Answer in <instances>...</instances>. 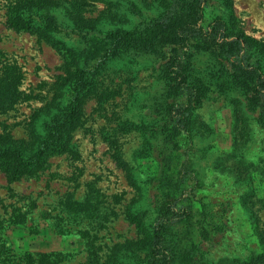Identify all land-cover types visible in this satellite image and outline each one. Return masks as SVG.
Instances as JSON below:
<instances>
[{"label": "rangeland", "instance_id": "374dc122", "mask_svg": "<svg viewBox=\"0 0 264 264\" xmlns=\"http://www.w3.org/2000/svg\"><path fill=\"white\" fill-rule=\"evenodd\" d=\"M20 1L0 0V80L10 81L15 91L10 110L0 112V135L31 151L29 119L43 109V131L51 117L46 107L54 96H61L75 51L86 38L70 15L98 19L101 33L130 28L155 15L161 0H35L44 2L36 25L41 32L7 24L8 13L23 7ZM220 8L221 1L214 0L209 15H221ZM222 9L248 35L264 42V0H230V7ZM109 67L111 80L103 78L104 83L118 93L100 104L92 92L85 94L66 152L48 156L34 175L14 182L0 170V264H42L36 262L43 259L40 255L49 256L51 264H102L116 248L129 245L120 257L133 264L134 244L146 238L124 214L145 213L146 222L152 216L147 177L153 171L134 127L156 78L148 62L123 60ZM198 115L212 129V135L194 138L192 158L204 185L199 193L223 211L226 225L205 243L208 252L198 264L261 253L264 241L257 231H264V130L252 119L241 122L223 98L204 103ZM122 163L130 169L134 185ZM73 204L99 212L87 216Z\"/></svg>", "mask_w": 264, "mask_h": 264}, {"label": "trees", "instance_id": "16d2710c", "mask_svg": "<svg viewBox=\"0 0 264 264\" xmlns=\"http://www.w3.org/2000/svg\"><path fill=\"white\" fill-rule=\"evenodd\" d=\"M219 1L221 15L210 16L214 0H161V9L155 15L130 28L101 33H97L98 19L70 15L86 38L75 51L73 68L67 71L60 88L61 96H54L46 107L51 110L46 128L39 131L43 109L35 110L29 119L33 149L0 135V170L7 180L34 175L48 156L68 150L72 132L80 122L85 94L92 92L100 104L118 93L103 79L111 80L112 63L148 62L155 73L156 88L142 104L140 122L134 128L143 138L144 160L153 165L147 177L152 216L146 222L145 213L124 214L146 238L134 244L137 253L133 264L205 261L206 244L226 225L223 211L205 202V196L199 193L204 185L192 158L194 138L212 135V129L198 111L204 103L223 98L241 122L252 119L264 130V42L243 31L231 14L225 15L222 8H229L230 0ZM20 2L23 7L8 13L7 24L16 30L41 32L36 25L38 9L44 2ZM129 9L137 13L133 4ZM14 98L10 81L0 80V112L10 110ZM122 167L134 185L130 169L123 163ZM73 206L87 216L99 212L89 205ZM257 232L263 242L264 231ZM130 248H116L102 264H125L120 256ZM40 257L43 259L36 262L51 264L49 256ZM216 264H264V250L245 258H220Z\"/></svg>", "mask_w": 264, "mask_h": 264}]
</instances>
